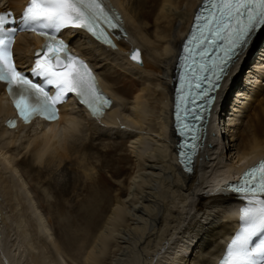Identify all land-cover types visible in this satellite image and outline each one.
Masks as SVG:
<instances>
[{"label":"bare ground","instance_id":"bare-ground-1","mask_svg":"<svg viewBox=\"0 0 264 264\" xmlns=\"http://www.w3.org/2000/svg\"><path fill=\"white\" fill-rule=\"evenodd\" d=\"M24 1L2 4L16 10ZM201 2L108 0L128 35L115 42L116 49L100 47L81 33L75 39L70 35L75 53L91 63L113 100L103 117L67 104L55 123L9 130L4 121L14 111L0 85V264H65L63 254L81 256L83 264L214 263L237 218L234 197L220 191L219 184L264 157V66L259 58L252 69L261 72L251 75L260 84L249 89L241 83L255 52L264 48V29L260 42L249 49L253 56L235 90L220 99L193 173H184L174 150L171 82ZM38 46L37 39L20 35L13 45L18 64L24 65ZM133 49L139 50L141 65L129 60ZM92 57L107 64L109 73L103 74ZM109 82L122 85L119 93ZM236 93L246 95L247 102L237 115L239 123L226 129L236 144L233 161L225 163L219 137L226 106ZM60 170L68 179L55 188L56 220L44 222L22 171L39 179ZM71 193L82 198L69 209L63 202Z\"/></svg>","mask_w":264,"mask_h":264},{"label":"snow or ice","instance_id":"snow-or-ice-1","mask_svg":"<svg viewBox=\"0 0 264 264\" xmlns=\"http://www.w3.org/2000/svg\"><path fill=\"white\" fill-rule=\"evenodd\" d=\"M12 13H0V82L7 84L20 118L28 123L33 117L58 118L57 105L74 93L94 117L103 114L111 101L100 93L93 70L83 59L69 53V44L60 38L62 30L85 31L95 40L116 48L112 33L122 27L121 17L106 0H28L20 21V30L32 31L45 43L35 54L34 82L18 70L12 49L17 28ZM195 25L178 56L181 73L176 102L177 131L183 138L179 145L180 162L192 171L193 158L200 147L199 124L211 108L227 78L231 66L248 45L252 35L264 29V0H202V10L194 15ZM131 59L140 62L136 50ZM47 86L54 87V94ZM15 127V121H8ZM240 194L238 227L219 264H264V160L245 170L237 184L220 191Z\"/></svg>","mask_w":264,"mask_h":264},{"label":"rangeland","instance_id":"rangeland-1","mask_svg":"<svg viewBox=\"0 0 264 264\" xmlns=\"http://www.w3.org/2000/svg\"><path fill=\"white\" fill-rule=\"evenodd\" d=\"M262 51H264L263 47H261L260 51L255 52V55L253 56V58H254L253 62H251L252 65H250V66L248 65L247 66L248 68L250 67L249 71H248L247 67H246V70L244 69L245 71H243L245 76H244V79L242 77V82L241 83L245 84L246 87L249 88V89L255 87L256 85H259L260 84L259 82H261L260 80L263 81L262 82L263 83L262 87L264 86V80L263 79H260L257 82L251 75V74H256V73H258L260 71L258 69L257 70L256 69H252L253 68L252 66H254L253 63L258 61L257 58L260 59L259 61H261L263 66H264V54H262ZM93 59H94L96 65L98 66V69L101 66L100 71H102L103 74L109 73L108 69L106 68L107 64H99L98 60H96L94 57H92V60ZM110 83L111 82H109V84ZM112 84H114V83L112 82L110 84L112 86L113 90L119 93V88H122V85H120V84L112 85ZM246 98H247L246 95L245 96L244 95L241 96V95H238L236 93V95L233 97V100L231 98L230 99L231 102L226 106V110H225L226 111V115H225V119H226L225 122L226 123H225V126H224L225 130H224V128H221L222 136L219 137V142H220L219 150H220V152L222 151L221 153H223V156H224L223 158L225 160V161L224 160L223 161L225 163H227V162L231 163L233 161V156H234L233 148H234V145L236 144L235 139H231L230 136H229L230 133H226V131L230 130L235 124H237V122L239 123V121H236V119H238L237 115H239V110H240L241 106L245 102H247ZM232 120H233V122H231ZM230 125H231V127H230ZM95 172H97V170H95L94 173ZM66 173H61V170H60V171H56L54 174L49 173L48 175H45V176H43V177L38 179V178L34 177V175H29L28 176L27 174H25L22 171V179L27 184V187H28L29 191L31 192L32 196L34 197V200H35V202L37 204V207L39 209L38 211H39V213H40V215H41V217H42L44 222L48 221L49 218L50 219L52 218V220L53 219L56 220L55 219L56 214L54 213V204H55L57 198L55 197L54 192H55V188H59V186L61 187L63 182H65V179L67 177H64V175ZM70 176H73V175L70 174ZM94 176L96 177L97 173L94 174ZM67 179H66V181H67ZM46 181L48 182V184H47ZM49 182L52 185L49 184ZM78 184H82V183L79 181ZM78 184L76 186H78ZM116 187L119 188L120 184L117 183ZM81 198L82 197L76 198L75 193H71L69 195V197H67L65 199V202H63V204H65V207H67L69 209L75 208V206L78 204V202L81 200ZM76 226H77V224H76ZM53 228L54 227L52 225H49V230H50L51 237H52V239L55 240L57 238V236H56L57 233L55 231V228L54 229ZM185 256L187 257V254H185ZM62 257H63L62 259L64 260L65 264H83V259H82L81 256H78V255L77 256H75V255H73V256L69 255L68 256V255H64L63 254Z\"/></svg>","mask_w":264,"mask_h":264},{"label":"water","instance_id":"water-1","mask_svg":"<svg viewBox=\"0 0 264 264\" xmlns=\"http://www.w3.org/2000/svg\"><path fill=\"white\" fill-rule=\"evenodd\" d=\"M137 49H135V50H133V52L131 53V55L136 51ZM131 57V56H130ZM133 61V60H132ZM136 64H138V65H141L142 64V62H141V59H140V62L138 63V62H136V61H134Z\"/></svg>","mask_w":264,"mask_h":264}]
</instances>
